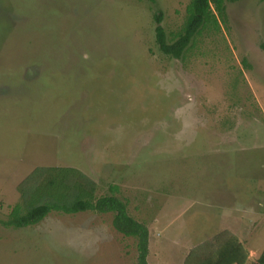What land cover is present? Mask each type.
Instances as JSON below:
<instances>
[{"label":"rangeland","instance_id":"1","mask_svg":"<svg viewBox=\"0 0 264 264\" xmlns=\"http://www.w3.org/2000/svg\"><path fill=\"white\" fill-rule=\"evenodd\" d=\"M188 1L0 0V218L34 168L68 166L97 196L116 186L147 227L148 264H185L221 231L257 258L264 0L225 1L218 30L167 56L153 10L170 40ZM111 217L52 212L25 228L0 225V264H137L135 239Z\"/></svg>","mask_w":264,"mask_h":264},{"label":"trees","instance_id":"2","mask_svg":"<svg viewBox=\"0 0 264 264\" xmlns=\"http://www.w3.org/2000/svg\"><path fill=\"white\" fill-rule=\"evenodd\" d=\"M154 4V0H151ZM238 0H189L180 28L167 39L161 25L162 13L153 10L154 40L161 53L181 58L193 38L204 29H219L218 19L225 17L224 2ZM264 51V42L260 44ZM96 185L79 170L68 166H43L34 168L18 186L19 201L10 206L0 225L6 228H25L42 221L52 212L74 214L77 212L110 213L111 225L118 233L135 239L136 263L146 262L148 230L127 211L124 200L118 197L116 186L111 193L96 195ZM213 248L201 252L191 251L185 264H264V248L257 258L249 262L248 250L232 233L221 231L213 240ZM211 245L210 242L204 246Z\"/></svg>","mask_w":264,"mask_h":264},{"label":"crops","instance_id":"3","mask_svg":"<svg viewBox=\"0 0 264 264\" xmlns=\"http://www.w3.org/2000/svg\"><path fill=\"white\" fill-rule=\"evenodd\" d=\"M232 228H233V227H232ZM232 228H231V229H232ZM224 230H225V229H224ZM235 236H236V235H235ZM239 239H240V238H239Z\"/></svg>","mask_w":264,"mask_h":264}]
</instances>
